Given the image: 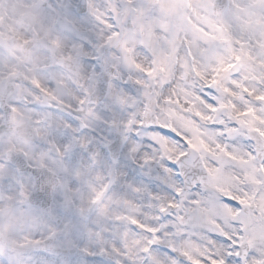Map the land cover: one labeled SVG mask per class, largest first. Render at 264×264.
Listing matches in <instances>:
<instances>
[{
  "label": "snow or ice",
  "instance_id": "6c2138e0",
  "mask_svg": "<svg viewBox=\"0 0 264 264\" xmlns=\"http://www.w3.org/2000/svg\"><path fill=\"white\" fill-rule=\"evenodd\" d=\"M0 264H264V0H0Z\"/></svg>",
  "mask_w": 264,
  "mask_h": 264
}]
</instances>
